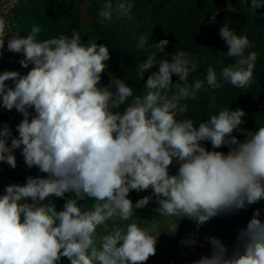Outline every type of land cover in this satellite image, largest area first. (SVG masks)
<instances>
[{"label": "clouds", "instance_id": "obj_1", "mask_svg": "<svg viewBox=\"0 0 264 264\" xmlns=\"http://www.w3.org/2000/svg\"><path fill=\"white\" fill-rule=\"evenodd\" d=\"M15 2V0H13ZM264 0H251L255 14ZM133 4L106 0L99 12L103 20L131 19ZM229 11L234 9L229 4ZM215 17H213V20ZM6 21L0 17V57L3 55ZM41 28L7 39L10 52L22 53L20 65L31 69L0 73V106L16 109L23 119L16 125L18 137L8 124L0 127V162L17 167L14 150L22 149L28 168L36 167L46 176H29L24 184H9L0 195V264H146L156 255L161 233L153 221L120 222L134 216L155 198V211L163 217L187 218L197 229L212 218L246 210L264 200V126L255 132L241 128L246 112L224 108L206 122L178 120L187 112L185 100H196L205 83L219 89L222 82L247 88L254 81L257 52L246 54L253 45L246 35H237L227 25L219 29L228 46V57L236 62L223 67L219 78L209 67L205 80L188 83L196 63L177 50L169 59L157 61L167 39L154 42L155 49L137 66L144 95H135L124 79L101 76L110 60L106 44L82 43L78 32L37 40ZM146 35L136 47L144 49ZM123 67V65H121ZM173 74L179 77L173 83ZM6 81H13L9 86ZM215 108V97L209 98ZM34 110L30 112L29 110ZM241 131V142L233 135ZM11 141L10 146L8 141ZM202 142H210L208 150ZM228 146L229 151H217ZM177 174H170L173 162ZM152 190L135 204L130 191ZM66 199L57 211L49 197ZM91 200V208L78 204ZM30 201V202H29ZM256 209L246 228L240 230L237 245L229 249L216 236L206 237L210 255L192 264H264V221ZM180 219V220H181ZM112 221L109 230L108 222ZM106 234L98 236L97 228ZM194 246V234L181 241Z\"/></svg>", "mask_w": 264, "mask_h": 264}, {"label": "trees", "instance_id": "obj_2", "mask_svg": "<svg viewBox=\"0 0 264 264\" xmlns=\"http://www.w3.org/2000/svg\"><path fill=\"white\" fill-rule=\"evenodd\" d=\"M84 0H19L14 16L22 26L23 37L31 32L34 25L41 28L37 34V40L55 38L61 34L71 37L78 32L82 43L89 41L97 44H106L110 50V60L107 68L101 76V85L110 82L109 75L124 79L130 87H133L135 95H144V84L152 71H158V66L144 73L141 80L137 73V66L143 63L152 51L151 45L160 40L167 39L168 45L164 52H157V61L169 59L177 50L186 52L196 68L190 73L188 83L196 80H205L207 69L212 67L217 72L218 78L223 67L236 62L235 57H228V46L221 38L219 29L227 25L237 35H246L253 47L246 49V54L257 52V60L254 68V81L247 88H237L229 83L222 84L219 89H211L205 83L204 89L197 94L196 100H185L182 103L188 105V110L178 115V120L191 119L198 128L199 122H206L207 118L218 113L224 108L235 110L240 108L246 112L245 123L242 129L251 131L260 124L264 118V7L257 9L253 14L249 10L251 0H229L234 11L224 9L223 0H151V13L154 21L147 33L129 34L126 28L116 22L91 24L88 29L82 26L80 3ZM213 17L215 19L213 20ZM146 35L148 43L144 49L136 47L139 37ZM123 65V67L121 66ZM31 66V65H29ZM173 83L180 82L179 77L173 74ZM215 97L216 107H211L210 97ZM32 110L31 112H33ZM8 124L7 115L0 111V127ZM241 142L245 136L241 131L233 133ZM18 137V132L16 133ZM208 150H213L210 142H202ZM18 149L14 150L17 151ZM217 151L227 153L228 146H223ZM179 164L173 162L170 166V174H177ZM46 176L40 173L36 167L28 168L27 165L17 163L15 169L7 163L0 162V195L4 194V188L9 184H24L27 177ZM73 194H66L64 199L49 197L45 203H53L57 211L63 210L67 198ZM129 199L134 202L137 199L136 191H130ZM94 201L81 200L78 204L85 209L91 208ZM264 200L256 203V208ZM264 206V205H262ZM128 221L120 222L124 227ZM109 230L112 221L108 222ZM98 236L106 234L103 227L97 228ZM206 237V231L198 230L194 235L196 244L210 247ZM224 243V242H223ZM155 262V261H154ZM60 264H70L67 258H62Z\"/></svg>", "mask_w": 264, "mask_h": 264}, {"label": "rangeland", "instance_id": "obj_3", "mask_svg": "<svg viewBox=\"0 0 264 264\" xmlns=\"http://www.w3.org/2000/svg\"><path fill=\"white\" fill-rule=\"evenodd\" d=\"M150 1L151 0H122V2H131L133 4L131 19L127 17L116 19L114 14L111 22H116L124 26L129 34L147 33L154 21V17L151 13ZM111 2L115 4L116 0H111ZM198 2H201V0H198ZM223 2L224 9L228 10L230 1L223 0ZM105 3L106 0H84L80 3L79 8L81 10L82 26L84 29H88V27L95 22H99L101 24L108 22L103 20L99 15V12ZM31 67L32 65L27 68V72L31 69ZM0 111L7 115L9 127L12 129V134L17 137L16 125H18L23 119L22 114L17 112L16 109L9 111L4 109L2 106H0ZM29 111L31 112L32 109ZM261 126H264V118L263 121L251 131L255 132L258 130V127ZM10 143L11 141L9 140V146ZM14 155L16 156L17 163L25 165L24 158L22 156V149L15 151ZM136 195L137 199L134 203L144 196H151L152 190L148 189L147 191L136 192ZM262 205H264V203H260L257 208L255 204L249 206L246 210L220 214L204 223L198 230L206 231L208 233V237L216 236L221 239V241L224 242L226 247L229 249V254H231L232 250L237 245V236L240 230L246 228L248 221L252 218L256 209H260V219L264 221V206ZM156 208H158V204L156 203L155 198H153L146 207L142 209L134 208V216L128 221V224L136 221L141 223V226H150V224H143V221L154 220V222L158 225V231L161 234L158 237L156 245V255L150 257L146 264H152L157 258L170 255L181 244L182 237L179 229L182 226H188L195 223V221L187 218L181 219L179 217L160 216L155 211Z\"/></svg>", "mask_w": 264, "mask_h": 264}, {"label": "built area", "instance_id": "obj_4", "mask_svg": "<svg viewBox=\"0 0 264 264\" xmlns=\"http://www.w3.org/2000/svg\"><path fill=\"white\" fill-rule=\"evenodd\" d=\"M19 0H0V17L6 21V32L8 36L5 39V47L3 55L0 57V73L4 71H17L21 75L27 74V68L20 65L19 61L23 59L22 53L10 52L7 49V39L11 38V35L20 34L23 37L22 26L15 19L14 12ZM9 86L13 85V81H6ZM180 235L183 240H187L192 235L198 233L196 223H192L188 226H182L180 229ZM211 247L195 244L194 246H187L180 244L170 255L159 257L152 264H192L194 260L201 258L202 256L210 255Z\"/></svg>", "mask_w": 264, "mask_h": 264}, {"label": "water", "instance_id": "obj_5", "mask_svg": "<svg viewBox=\"0 0 264 264\" xmlns=\"http://www.w3.org/2000/svg\"><path fill=\"white\" fill-rule=\"evenodd\" d=\"M262 16H264V15L262 14Z\"/></svg>", "mask_w": 264, "mask_h": 264}]
</instances>
